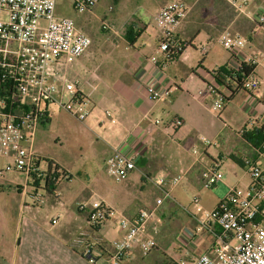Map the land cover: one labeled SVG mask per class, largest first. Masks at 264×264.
<instances>
[{
  "label": "crops",
  "instance_id": "crops-1",
  "mask_svg": "<svg viewBox=\"0 0 264 264\" xmlns=\"http://www.w3.org/2000/svg\"><path fill=\"white\" fill-rule=\"evenodd\" d=\"M174 1H183L190 9L178 30L179 39L191 44L189 49L195 51L197 41L210 42V50L203 55L205 58L209 57L213 47L211 44L215 45L214 47L217 44L221 46L219 43L221 34L225 30L230 31L234 22L223 8V3L229 8L233 7L226 0H161L149 18L136 20L135 23L126 16L103 19V26L108 27L104 30L102 26V31L106 33L103 52L92 48L94 42L90 26L93 23L84 21L83 29L92 40L90 48L83 56L75 59V62L62 60L54 67L59 74L57 77L59 98L66 102L78 91L92 102V112L84 121V138H93L89 140V146L94 147L93 158L99 163H104L105 167L107 158L117 149L128 155L134 151L139 153L136 169L125 180H135L136 172H141L145 178L144 183L148 186L147 194L141 198L139 193L138 197L121 209L118 218L124 216L133 219L143 210L151 211L156 208L144 226V236L155 240L157 246L144 256L140 246L135 244L121 264H179L168 250L167 240L170 236L164 217L180 218L176 212L182 206L185 209H192L188 214L197 224L198 219H202L219 206L231 188L247 191L250 179L247 184L242 185L248 175L244 167L236 164L231 158L236 157L243 162L245 159H252L264 163V154L260 156L258 149L243 137L245 132L264 126V68L257 67L255 71L262 80L259 96L252 97L247 91L232 87L236 93L226 103L219 116L212 111L214 96L206 94L198 101L191 100L190 90L193 86L189 78L183 77V74L188 76L187 68L183 66L182 72L177 69L179 64L182 66L185 61L190 60L189 49L185 54L172 60H166L165 55L159 52L162 33L154 17L161 8ZM95 5L85 13H93ZM263 6L264 0H250L249 7L252 11ZM109 10L112 11L111 7ZM246 20L254 24L248 18ZM260 32L262 31L256 28L250 33V37L256 41ZM222 49L225 50L223 47ZM246 49L251 54L260 52L257 48L250 51L248 42ZM152 57L158 60V64L151 63ZM211 59L215 63L213 69H206L205 60L200 62L195 72L190 67L194 80L199 83L197 92L210 80L208 76L210 71L222 68L230 62L229 56L223 60L218 54ZM70 84L74 86L73 92L67 90ZM147 85L167 88L168 96L156 103L150 101L146 93ZM237 98L240 112L233 113V110L230 111L228 108ZM176 103L179 108L173 112L170 107ZM50 105L56 104L45 106L46 117L41 126L49 121L47 112ZM106 111L111 113L115 123H111L110 118L105 116ZM168 113L171 114V118L166 120ZM208 113L220 118L224 126L234 132L240 142L232 135H224L225 142L208 141V138L215 134ZM226 113L227 116L223 117ZM176 118H180L183 125L188 120L196 124L188 141L190 139L201 141L204 148L201 152L192 150L196 156L193 160L186 159L179 150L177 138L183 125L174 128L173 121ZM159 119H165L166 124L156 125L155 121ZM221 133L223 131L220 130L214 137L220 138ZM221 144L227 146L228 153L219 149ZM212 147H217L219 151L213 152ZM228 159L233 161L236 167H241L244 174L236 180L220 182L223 189L212 190L219 183L211 189H205L204 174L215 166L220 169L223 162ZM11 162V158L0 157V170ZM13 173L9 172L5 177H0V264H92L85 257L83 249L75 250L72 247L74 238L80 232L88 233L89 230L85 212H80L77 208L82 202L78 200L74 206L64 202L63 194L60 193L63 184L61 182L57 191L51 194L44 188L28 182L27 179L23 185ZM231 173L237 176L238 172L231 167ZM179 174H183V180L175 187L163 186V189L170 191L171 197L157 207L156 200L162 196V192L154 181L162 177L171 179ZM37 192L42 195L40 201L35 199ZM79 192L81 196L84 195V199L89 200L85 192ZM195 199L198 200L197 203L194 202ZM95 202L116 213V205L110 197L89 204ZM57 215H60L59 221L52 224V218ZM118 220L108 219L95 235L103 237L108 243L121 239L123 233L118 227ZM219 235L220 228L214 222H210L206 227L198 228V232L193 234L190 241H183L181 246L186 254L196 252L199 245L205 246V250L197 253L188 264H193L203 254L213 255L220 246ZM92 255L96 259L93 264H110L111 248L109 244L98 245L94 247Z\"/></svg>",
  "mask_w": 264,
  "mask_h": 264
},
{
  "label": "built area",
  "instance_id": "built-area-1",
  "mask_svg": "<svg viewBox=\"0 0 264 264\" xmlns=\"http://www.w3.org/2000/svg\"><path fill=\"white\" fill-rule=\"evenodd\" d=\"M98 1L73 0L78 13L87 12ZM226 1L239 15H244L264 33V6L252 11L250 0ZM189 11L185 2L174 1L161 8L154 17L162 33L159 52L165 55L166 60L185 54L191 46L178 37V30ZM107 28L103 26L104 30ZM91 43L90 36L78 29L74 19L57 14V0H0V157L12 159L0 170L1 178L9 172H17L24 175L28 182L45 188L48 166L42 170L40 157L28 150L27 144L31 142L32 136L28 138L25 133L34 134L45 120V106L49 104L61 106L81 122L90 116L92 102L80 92L77 91L66 102L59 98V74L54 67L64 58H80ZM219 43L231 55L225 67L233 70L240 69L243 64L253 67L249 76L242 80L240 89L252 97H258L262 80L255 71L257 67L264 68V52H247L246 39L228 30L221 34ZM201 52L206 55L207 49L202 48ZM150 61L158 64L155 57ZM219 69L208 73L210 80L198 92L201 96H214L212 111L218 116L232 95L229 89L215 84L214 77ZM146 93L148 99L156 103L168 96V89L147 85ZM105 116L115 123L109 111L105 112ZM159 123V120L155 121L156 125ZM182 125L180 118L173 121L174 128ZM258 154H264V144L258 148ZM138 157V152L128 155L117 149L106 160L107 171L117 182H121L136 169ZM244 169L250 179L247 191L231 188L216 209L197 220L202 228L214 222L220 228L221 235L218 237L220 246L214 254H203L193 264H264V163L245 159ZM203 178V187L211 189L222 182L223 175L215 166ZM68 179L69 175L64 178ZM182 180L183 174H179L171 179L162 177L154 181L162 192V196L156 200L157 207L171 197L170 191L163 189V186L175 187ZM41 198L42 195L37 192L36 201ZM77 208L87 214L88 226L92 228L101 226L115 214L96 202L78 204ZM155 211L156 208L143 210L133 219L121 216L118 227L123 237L119 240L108 243L96 235L91 241L90 233L80 232L74 238L72 247L75 250L83 249L85 257L92 264L96 262L92 255L94 247L104 244H109L111 248L110 264H121L135 244L147 256L157 243L144 236V226ZM59 219V215L53 218L52 224H56Z\"/></svg>",
  "mask_w": 264,
  "mask_h": 264
},
{
  "label": "rangeland",
  "instance_id": "rangeland-1",
  "mask_svg": "<svg viewBox=\"0 0 264 264\" xmlns=\"http://www.w3.org/2000/svg\"><path fill=\"white\" fill-rule=\"evenodd\" d=\"M161 1V0H160ZM154 0H99L98 4L95 5L93 13H78L74 8L73 0H57V14L64 17H70L74 19L78 29L86 31L83 29L84 21H90L93 23L91 27L93 33V44L94 48L98 52H103L105 48V38L106 33L102 31V20L107 18H112L115 16H126L131 18L135 23L138 20L147 19L150 17L153 9L160 2ZM112 9L110 11L109 9ZM223 8L226 9V12L231 16V19L234 21L232 27L229 29L232 33H240L243 35L249 45L250 51H255L254 48L259 49L264 52V33L260 32L259 39L254 41L250 37V33L258 28V26L248 22L244 15H239L235 9H232L226 3H223ZM137 20V21H136ZM259 32V31H258ZM210 42H205L203 40L197 41L196 51L192 48L189 49L190 60L185 61L181 66L179 64L177 69L182 72L183 66L187 68L188 76L183 74V77H187L192 84L193 89L190 90V99L191 100H200L203 96L199 95L197 92L199 83L194 80L192 73L190 71L193 68L194 72L199 68V64L202 60H205L206 69H213L215 66L214 61L211 59L214 55L218 54L224 60L231 55L222 47L217 44L212 45L211 55L207 58L201 53V49L205 48L210 50ZM254 47V48H253ZM63 61H72L75 62V59L64 58ZM191 67V68H190ZM185 72V71H184ZM211 72V71H210ZM69 92L74 91L73 84L68 85ZM239 99L229 106V110H233V113L239 111ZM169 109L168 106H166ZM176 108H179V105L176 103L171 106L170 109L175 112ZM211 119V128L215 131V134L210 136L208 141H215L220 143L224 141V135H232L236 141H239L235 137V133L232 132L228 127L220 121V118H216L212 113H208ZM47 116L49 118L48 123L40 125L32 135L30 132H26V137L30 138L32 136L31 142L27 144L28 150L34 151L36 154L42 156L44 159H41L42 170L47 169V161H55L61 167H63L68 175V180L61 181L60 193L63 194V201L69 202L70 206H74L76 201H80L83 204H88L93 201H100L102 198L110 197L111 201L116 205V213L111 217L112 220L117 221L118 215L121 213V209L133 201L138 194L141 198L146 196V189L148 186L145 185V178H143L141 172H136L137 179L135 180H123L117 182L107 171V167H104V163L97 162L94 159V147L89 146V142L93 140L91 137L84 138V122L76 119L68 110L62 108L59 105H50L48 108ZM227 116V113L223 116ZM171 118V114L168 113L166 120ZM165 119L160 121V126L165 125ZM196 124L193 121H187L181 128V133L179 138H177V143L179 144V150L186 159L193 160L195 155L192 150L196 149L199 152L203 151L204 144L201 141L189 140L188 138L192 131H194ZM223 131L220 135V138H215L217 132ZM234 133V134H233ZM91 134H89L90 136ZM91 139V140H90ZM90 140V141H89ZM225 142V141H224ZM220 150L226 151L228 153L227 146L224 147L223 144L220 145ZM217 147H212L213 152H218ZM231 167L235 168L237 173H231ZM219 172L222 173L223 179L222 182H226L228 179H238L240 175L244 174L241 167H236L235 163L230 159L223 162ZM11 173V172H10ZM9 174V173H8ZM7 174V175H8ZM16 178L20 183L25 184L26 178L20 174L14 172ZM245 176V175H244ZM70 181V182H69ZM69 182V183H68ZM249 182V177H245L242 185L244 186ZM147 183V182H146ZM44 181L41 182L43 186ZM148 184V183H147ZM217 188L223 189L222 183H219L212 190ZM79 191L85 192L89 200L84 199V195L81 196ZM229 193V192H228ZM69 196V197H68ZM193 198V196H191ZM79 203V204H82ZM188 209V210H187ZM179 208V211L176 214L180 218L174 216H165L164 222L167 224V231L170 239L167 243L168 250L175 258V261H178L179 264H188L195 255L201 251L205 250V246L199 245L196 248V252L193 254H186L185 249L182 248L183 241H190V238H193V234L198 232V228H201L200 223L197 221V224L189 217V211L191 208ZM197 209V207H196ZM87 216L86 213L84 214ZM58 216V215H57ZM60 216V215H59ZM54 218V217H53ZM52 218V219H53ZM119 221V220H118ZM57 224V223H56ZM88 233H90V240L93 241L96 237L95 228L88 227ZM95 231V232H94ZM156 237L160 238L156 235ZM190 248V247H189Z\"/></svg>",
  "mask_w": 264,
  "mask_h": 264
},
{
  "label": "trees",
  "instance_id": "trees-1",
  "mask_svg": "<svg viewBox=\"0 0 264 264\" xmlns=\"http://www.w3.org/2000/svg\"><path fill=\"white\" fill-rule=\"evenodd\" d=\"M253 67L243 64L240 69L233 70L229 67H222L219 69L217 76L214 77V82L218 87L229 89L232 93L230 99L236 93V90H232V87L236 89H240L242 85V80L245 79L251 71ZM221 93V92H220ZM243 137L246 139L248 143H250L255 148H260L264 144V126L254 128L252 131L245 132ZM236 164L244 167V162L240 159L233 157L231 158ZM47 179L45 184V190L48 193H55L59 187V183L64 180L65 177L68 176L67 171L62 169L57 163L54 161H48V169H47ZM101 226L94 227L96 230H99Z\"/></svg>",
  "mask_w": 264,
  "mask_h": 264
}]
</instances>
